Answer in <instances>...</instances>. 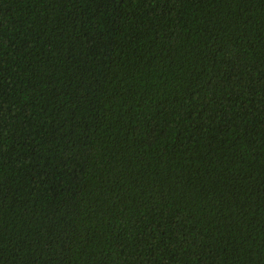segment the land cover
<instances>
[{"label": "trees", "instance_id": "trees-1", "mask_svg": "<svg viewBox=\"0 0 264 264\" xmlns=\"http://www.w3.org/2000/svg\"><path fill=\"white\" fill-rule=\"evenodd\" d=\"M0 264H264V0H0Z\"/></svg>", "mask_w": 264, "mask_h": 264}]
</instances>
